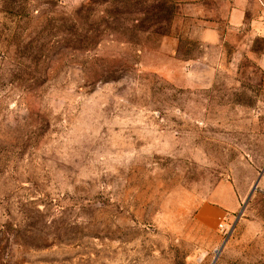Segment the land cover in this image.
<instances>
[{"label":"rangeland","instance_id":"rangeland-1","mask_svg":"<svg viewBox=\"0 0 264 264\" xmlns=\"http://www.w3.org/2000/svg\"><path fill=\"white\" fill-rule=\"evenodd\" d=\"M233 2L0 0V264H264L263 26Z\"/></svg>","mask_w":264,"mask_h":264},{"label":"crops","instance_id":"crops-1","mask_svg":"<svg viewBox=\"0 0 264 264\" xmlns=\"http://www.w3.org/2000/svg\"><path fill=\"white\" fill-rule=\"evenodd\" d=\"M262 2H264V0H234L233 2V6H234V12L233 15L235 17V19L238 21L241 20V18L243 17V15H245L250 8L256 9L258 8L260 12H262ZM233 187V186H232ZM234 188V187H233ZM235 194V195H234ZM230 200H231V204L230 205H222L223 209H231L233 206H235V204L238 202L239 204V200H238V196L236 194V191L234 189V193H230ZM232 205V207H231ZM202 210L199 211L198 216L202 215ZM221 213H224V211L222 212L220 211H214V214L220 215ZM216 216L214 217V219L216 218Z\"/></svg>","mask_w":264,"mask_h":264},{"label":"built area","instance_id":"built-area-1","mask_svg":"<svg viewBox=\"0 0 264 264\" xmlns=\"http://www.w3.org/2000/svg\"><path fill=\"white\" fill-rule=\"evenodd\" d=\"M230 2L234 1V0H228ZM262 12H261V23H262V26H263V39H264V2H262ZM220 227L223 228L224 225L223 224H220Z\"/></svg>","mask_w":264,"mask_h":264}]
</instances>
